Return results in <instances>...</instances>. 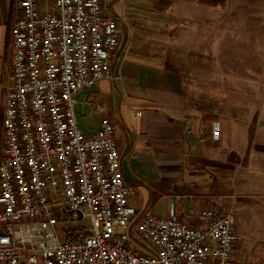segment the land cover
<instances>
[{"label": "built area", "instance_id": "obj_1", "mask_svg": "<svg viewBox=\"0 0 264 264\" xmlns=\"http://www.w3.org/2000/svg\"><path fill=\"white\" fill-rule=\"evenodd\" d=\"M118 26L103 0L18 2L0 155V264H252L234 258L243 238L233 207L202 209L196 223L173 208L138 216L113 121L104 117L95 134L79 125L78 94L113 78ZM81 103L105 108L94 98ZM221 133L214 122L212 138ZM80 213L88 234L65 241L68 228H60Z\"/></svg>", "mask_w": 264, "mask_h": 264}, {"label": "crops", "instance_id": "obj_2", "mask_svg": "<svg viewBox=\"0 0 264 264\" xmlns=\"http://www.w3.org/2000/svg\"><path fill=\"white\" fill-rule=\"evenodd\" d=\"M235 1L229 0L226 7H221L198 0H103L106 13L119 24L117 47L111 59L113 78L87 88L90 93L83 95L104 102L105 108L100 113L88 106L87 112L82 110V120L89 134L97 132L104 117L113 121L122 173L125 181L135 187L129 204L138 216L167 215L173 208L182 219L196 223L192 215L216 204L217 169L229 166L226 159L233 157V146L243 141L239 128H264V115L259 118L258 114L261 105L249 103L246 116L238 114L231 120L234 135L230 142L224 118L217 110L198 111L191 101L192 83L186 74L197 71L263 74L264 85V50L249 51L243 65L241 57L245 53L240 57L234 40L222 38L226 32L238 29L243 13H239ZM18 2L0 0V155ZM249 7L255 8L248 14L252 30L257 24L264 26L261 5L249 0ZM257 43L260 47V41ZM225 59L231 65L224 66ZM256 92L261 91L253 94ZM217 121L222 133L215 140L211 132ZM247 140L254 143V149H258L257 143L264 144V137L257 138L256 134H248ZM261 146L256 150L258 154L248 152L247 168L253 176H260L258 182L251 179L249 186L260 184L264 189V145ZM257 157H263V162L256 164Z\"/></svg>", "mask_w": 264, "mask_h": 264}, {"label": "rangeland", "instance_id": "obj_3", "mask_svg": "<svg viewBox=\"0 0 264 264\" xmlns=\"http://www.w3.org/2000/svg\"><path fill=\"white\" fill-rule=\"evenodd\" d=\"M235 2V7L239 10V13H243L239 16L238 29L226 32L222 38L234 40V48L239 51L240 57L245 53V57H241V60L244 59V65L245 60L248 59L249 51L258 52L264 50V30L260 29V26H264L262 23L257 24L255 29L252 30L248 14L249 12H254L255 8L249 7V0H236ZM253 2H255L256 6L261 5V8L264 9L262 4L264 0H253ZM258 40L260 41V47L258 43L255 44L256 41L259 42ZM230 50L231 48H229ZM195 60L198 62V59L195 58ZM224 62V66L231 65L230 62H226V59ZM240 63L242 64V61ZM196 65L198 68L197 63ZM242 67L241 69L244 70ZM186 77L192 83L191 101L194 108L198 111L206 112H216L217 110V113L224 118L229 135L228 141L230 142L233 140L231 137L234 135V132L232 133L231 120L237 117L238 114L246 116V108L249 103L260 104L259 118H262V114L264 115L263 74H199L197 71L193 72V74H186ZM201 90L208 95L201 93ZM255 90H260L261 92L253 94ZM216 105H218V109ZM235 129L237 128L235 127L234 131ZM239 129L240 138L243 141L239 145L233 146V157L231 155L228 157L227 155L228 159H226V162L229 163V166L217 169L218 182L215 186L218 194L216 196V204L208 208L225 209L233 207L237 228L243 238L234 250V258L238 261L264 264V189H260V184H256V187L249 186L251 179L255 178L256 182H258L260 176H253V173L249 172L247 168L248 152L255 151V154H258L256 150L259 151L262 147L261 145H264L260 142L257 143L258 149L252 148L254 143L248 142V134H256L257 138H263L264 128L242 126ZM230 147H232V143L229 144ZM255 161L256 164L261 163L263 162V157H257ZM67 218L65 226H62L60 230L68 228L76 230V232L89 231L90 219L88 216L79 221L72 220L70 215H67Z\"/></svg>", "mask_w": 264, "mask_h": 264}, {"label": "trees", "instance_id": "obj_4", "mask_svg": "<svg viewBox=\"0 0 264 264\" xmlns=\"http://www.w3.org/2000/svg\"><path fill=\"white\" fill-rule=\"evenodd\" d=\"M200 3L214 6L226 7L229 0H198ZM88 232H76V230H67L64 234L65 241H77L83 239ZM253 264V263H252Z\"/></svg>", "mask_w": 264, "mask_h": 264}, {"label": "water", "instance_id": "obj_5", "mask_svg": "<svg viewBox=\"0 0 264 264\" xmlns=\"http://www.w3.org/2000/svg\"><path fill=\"white\" fill-rule=\"evenodd\" d=\"M90 93V89H84L83 91H81L79 94H78V99L80 100V103L77 105L76 107V110H77V118H78V122H79V125L81 126V128L84 130V131H88L83 120H82V110L85 109L86 112H87V109H88V105L87 104H83L81 103L82 100H86L89 98V96L87 95V97H85L83 94H89ZM100 128V127H99ZM98 128V130H99ZM97 130V131H98ZM80 218H82V213H80Z\"/></svg>", "mask_w": 264, "mask_h": 264}]
</instances>
